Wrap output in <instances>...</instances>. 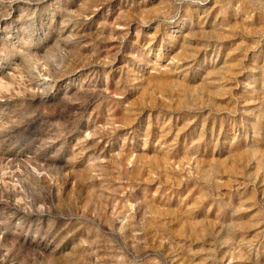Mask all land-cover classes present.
<instances>
[{"label":"rangeland","instance_id":"1","mask_svg":"<svg viewBox=\"0 0 264 264\" xmlns=\"http://www.w3.org/2000/svg\"><path fill=\"white\" fill-rule=\"evenodd\" d=\"M0 264H264V0H0Z\"/></svg>","mask_w":264,"mask_h":264}]
</instances>
